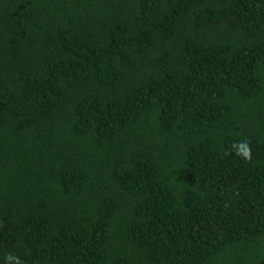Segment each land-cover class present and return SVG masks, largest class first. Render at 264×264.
Segmentation results:
<instances>
[{
  "label": "trees",
  "instance_id": "1",
  "mask_svg": "<svg viewBox=\"0 0 264 264\" xmlns=\"http://www.w3.org/2000/svg\"><path fill=\"white\" fill-rule=\"evenodd\" d=\"M17 261L264 264V0H0Z\"/></svg>",
  "mask_w": 264,
  "mask_h": 264
},
{
  "label": "clouds",
  "instance_id": "2",
  "mask_svg": "<svg viewBox=\"0 0 264 264\" xmlns=\"http://www.w3.org/2000/svg\"><path fill=\"white\" fill-rule=\"evenodd\" d=\"M236 147L237 146L234 145V148H236ZM236 154L238 156L242 157L245 161H250L251 158H252L251 148H250L249 144L246 141L243 143L242 146L237 148ZM17 264H19V261H17Z\"/></svg>",
  "mask_w": 264,
  "mask_h": 264
}]
</instances>
